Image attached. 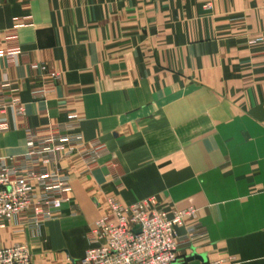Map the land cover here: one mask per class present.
<instances>
[{
  "label": "crops",
  "instance_id": "1",
  "mask_svg": "<svg viewBox=\"0 0 264 264\" xmlns=\"http://www.w3.org/2000/svg\"><path fill=\"white\" fill-rule=\"evenodd\" d=\"M263 18L261 0H0V108L23 106L0 113V160L68 124L99 152L63 160L71 202L37 229L6 223L0 248L80 264L108 197H155L197 210L176 264H264V37L248 44Z\"/></svg>",
  "mask_w": 264,
  "mask_h": 264
},
{
  "label": "built area",
  "instance_id": "2",
  "mask_svg": "<svg viewBox=\"0 0 264 264\" xmlns=\"http://www.w3.org/2000/svg\"><path fill=\"white\" fill-rule=\"evenodd\" d=\"M261 5L264 9V0ZM263 37L264 18L261 34L248 44L261 42ZM18 54L15 46L4 52L9 59ZM37 68L47 71L43 65ZM49 75L58 77L54 72ZM6 108L23 115V106L17 97L2 106L0 113ZM75 127V124L61 129L48 127L41 136L28 131L27 152L21 160H0V228L6 223L20 222L37 229L54 218L63 204L71 202L70 172L62 166V161L78 156L88 166L99 154L97 147L84 146L81 136L72 132ZM106 204L108 212L94 221L87 238L89 247L80 264L177 263L176 229L186 219H196L195 208L174 210L169 215L159 207L155 197L127 205L110 196ZM188 231L192 232L193 228ZM0 264H33V261L25 244H14L0 248ZM204 264L240 263L227 257Z\"/></svg>",
  "mask_w": 264,
  "mask_h": 264
},
{
  "label": "water",
  "instance_id": "3",
  "mask_svg": "<svg viewBox=\"0 0 264 264\" xmlns=\"http://www.w3.org/2000/svg\"><path fill=\"white\" fill-rule=\"evenodd\" d=\"M191 258H197V259H203V256H198V255H192L189 259Z\"/></svg>",
  "mask_w": 264,
  "mask_h": 264
}]
</instances>
